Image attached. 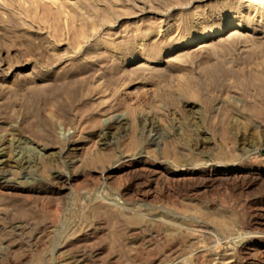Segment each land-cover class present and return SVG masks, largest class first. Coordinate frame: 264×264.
<instances>
[{
  "label": "rangeland",
  "instance_id": "374dc122",
  "mask_svg": "<svg viewBox=\"0 0 264 264\" xmlns=\"http://www.w3.org/2000/svg\"><path fill=\"white\" fill-rule=\"evenodd\" d=\"M241 1L189 0L163 5L165 2L151 0H0V144L12 143L14 154L23 161L21 167L8 166L13 173L7 167L0 171V183L7 180L0 185V264L11 259L18 264H168L167 258L163 260L165 256L157 259L158 254L161 248L174 245L180 257L185 255L190 232L179 237L182 242L177 238V244L170 238V244L169 236L155 235L160 224L145 221L143 226H134L136 233L140 231L134 234L133 227L120 216L129 202V210L155 213L163 222L171 218L174 223V218L175 224L191 226L188 229L212 224L213 232L220 234L222 229L215 223L225 224L235 237H240L223 245L216 254L225 252L233 264H264V254L245 239L255 231L247 229L248 222L263 224L254 213L264 214V177L250 188L241 189L240 181L229 177L210 189H202L195 197L174 192L170 198L166 187L172 189L174 178L164 170L152 173L157 161L163 160L174 167L216 163L235 174L264 166V127L255 139H246L241 145L240 130L232 123L237 118L252 126L248 113L252 97L243 81L253 72L264 70V19L255 14L246 21L232 18L233 9ZM237 22L242 26L235 25L233 33L169 52L190 37ZM135 56L145 60L136 62ZM63 85L72 91L78 86L75 91H80V96L73 99L71 94L72 100L70 93H64L66 98L60 104L51 101L53 91ZM61 104L66 112L69 110L67 114L62 113ZM99 132L103 133L100 137ZM1 149L0 156L5 152ZM139 149L146 150V161L122 168L120 157L133 156ZM157 155L160 160L155 158ZM110 166L116 167L114 176L104 180L103 174ZM12 186H27L34 192L12 191ZM127 189L129 192L123 196ZM150 192L155 195L153 199H141ZM173 202L178 203L175 208ZM91 207L96 212L91 210L89 215ZM61 212L62 216L58 214ZM96 213L100 216L95 222V216H91ZM208 217L213 218L212 222ZM48 218L51 222H46ZM115 220L126 227L120 222L115 224ZM242 244L245 250L239 253ZM57 245H63L68 256L66 251L60 254L62 257L57 256ZM74 254L80 259L78 263ZM207 256L196 263L212 264L214 255Z\"/></svg>",
  "mask_w": 264,
  "mask_h": 264
},
{
  "label": "bare ground",
  "instance_id": "6f19581e",
  "mask_svg": "<svg viewBox=\"0 0 264 264\" xmlns=\"http://www.w3.org/2000/svg\"><path fill=\"white\" fill-rule=\"evenodd\" d=\"M151 1H153V2H161V3H164L163 5H165L166 3L167 4H172L173 2L174 3H176V2H187V1H189V0H151ZM191 1V0H190ZM238 2V1H237ZM236 2V3H237ZM244 3H246V4H244ZM233 4V3H232ZM167 6V5H166ZM165 6V7H166ZM257 7H260L259 9H257ZM234 11L231 13V14H234V17H232V18H234V19H236V20H239V21H246V19L248 18V16H250V15H252V14H255V15H257V16H259V17H262L263 19H264V1L263 0H244V1H241V2H239V4H238V7L235 9H233ZM235 25H236V28H241V26L242 25H240V22H237V23H235L234 25H229L230 27H228V26H226V27H219L218 29H211L210 31H208L207 33H204L203 35H201L200 37H190L185 43H183L181 46H179V45H174V46H172L171 48H170V53L171 52H174V51H176L178 48H189V47H192L193 45H195V44H197V43H204V42H207V41H210V40H212V39H214V38H216V37H221V36H224V35H226V34H228V32H234V30H235ZM166 32V31H165ZM167 34V33H166ZM162 36V35H161ZM133 60L134 61H138V60H145V57H143V56H135V57H133ZM244 82V83H243ZM242 83H243V86H244V89L246 90V91H248L249 93H250V96L252 97V101H251V105L248 107V113H249V115H250V122H251V124H252V126L250 127V126H246L245 124H243V123H241V121H239V119H237V118H233L232 119V123H233V127H238L239 128V130H240V141H241V145H243L244 143V141H246V139H255L256 138V136L259 134V133H262V131L260 130L261 128H263L264 127V70H259V71H255V72H253V74H251L250 76H248L247 77V79H245V81H243ZM63 84H70V85H72L71 83H64V82H62ZM62 83L60 84V85H62ZM58 86V85H57ZM74 85H72V89L75 87H73ZM56 87V86H55ZM54 87V88H55ZM68 87V86H67ZM67 87H65L64 85L63 86H61V87H58V88H56L54 91H53V93H52V95H53V98L51 99V101L53 100V101H55V102H57L58 104H60L61 103V101H62V98H66L64 95V93H66V96H68L67 94H69L70 96H68V97H70V99H72L71 98V94H73L72 96H73V99H76V98H78V96H80V95H78L79 93H80V91H79V93L78 92H76L77 91V87L75 88L76 89V91H75V89L72 91V90H70L69 88H67ZM53 88V89H54ZM80 90V89H79ZM52 91V90H51ZM51 95V94H50ZM50 95H49V97H50ZM51 95V96H52ZM48 97V98H49ZM51 98V97H50ZM69 99V98H68ZM72 99V100H73ZM72 100H71V102H72ZM80 100V97H79V99H78V101ZM33 101V100H32ZM35 101V100H34ZM48 101H50V100H48ZM65 101V100H64ZM68 100L66 99V102H67ZM78 101H76V103L78 102ZM37 102V101H36ZM36 102H35V104H36ZM44 102H45V104L47 105V103H46V101L44 100ZM70 101H69V103H71ZM75 101H73V103H74ZM32 103V102H31ZM30 103V104H31ZM34 103V102H33ZM51 102H48V105L50 104ZM35 104H33V105H35ZM38 104V103H37ZM40 104V103H39ZM52 104V105H51ZM50 105H51V107L54 105L53 103H51ZM75 104V103H74ZM56 105V104H55ZM65 105V104H64ZM67 105V104H66ZM31 106H32V104H31ZM38 106V105H37ZM57 106V105H56ZM33 107V106H32ZM36 107V106H35ZM38 107H40V106H38ZM35 108V109H41V108ZM34 108V107H33ZM57 108H60V107H57ZM61 111H62V113L64 112V113H68V111L66 112V109L62 106V104H61ZM59 109V110H60ZM53 110V109H52ZM41 111V110H40ZM39 111V113H41ZM38 112H36V115L37 114H39ZM50 113V111L48 112V114ZM50 114H52V111H51V113ZM49 114V115H50ZM49 117H51L52 118V116L50 115ZM50 118V119H51ZM124 119V118H123ZM117 121H118V119H117ZM122 121V120H121ZM116 122V121H115ZM120 122V121H119ZM121 123V122H120ZM123 123V122H122ZM126 123V122H125ZM40 124H44V122L43 123H40ZM124 124V123H123ZM120 125V124H119ZM111 126V125H110ZM125 126V125H124ZM122 127L124 130H125V127ZM113 127V126H112ZM118 128H121V127H117V129ZM104 130V129H103ZM107 130V129H106ZM112 130V129H111ZM115 130V129H114ZM105 132L106 131H104L103 133L105 134ZM123 132H125V131H123ZM102 132H99L98 134H97V136H99L100 137V134L102 135L103 134ZM107 133V132H106ZM115 132H113V134H114ZM116 133H118V132H116ZM111 134V133H110ZM107 135V134H106ZM112 135V134H111ZM104 136V135H103ZM106 137V136H105ZM102 140V139H101ZM154 143H156V141L154 142ZM12 143H9V144H6V146H5V144L4 143H1L0 144V148H2L1 150H4L5 152H4V154L2 155V156H0V171H1V169L3 170V168L4 169H6V167L8 168V166H11V165H13L14 167H16L17 165H20V167H21V165H23L22 164V159L20 160L19 159V156H16L15 154H14V148H13V146L11 145ZM159 144V143H158ZM158 144H156L158 147H159V145ZM149 145H152V144H150V142H149ZM154 146V145H153ZM152 146V147H153ZM156 146V147H157ZM155 146H154V148H156ZM140 150V149H139ZM144 151H145V153H147L146 152V150H140L137 154L135 153V155H133V156H125V157H120V160L122 161L121 162V164L123 163V165H124V167H122V168H127V167H131V166H134V165H136L137 163H139L140 161H142L144 158H145V156L147 155H145V153H144ZM155 151H157V148H156V150ZM149 156L150 155H148V158H149ZM15 157H18V158H15ZM158 157V155L155 157V158H157ZM21 158V157H20ZM158 159H159V157H158ZM145 160V159H144ZM148 160V159H147ZM160 160V159H159ZM163 160V159H162ZM27 161H28V158H27ZM26 161V162H27ZM31 161V160H30ZM30 161H28V162H30ZM73 161V160H72ZM71 161V162H72ZM146 161V160H145ZM149 161V160H148ZM163 161H165V160H163ZM163 161H157V163H156V166L154 167V170L152 171V173L153 174H158V172H160L161 173V171L162 170H164V171H167L168 172V174L170 175V177H173L174 178V181H173V183L174 184H171V185H173L172 186V189H170L169 187H168V185H167V195H170V198H171V194L172 193H176L175 195H178V194H180L181 196H183V197H187V196H190V197H195V196H197L201 191H203L202 189H210V188H212L214 185H216V184H218V183H220V182H222L224 179L226 180L227 178H231V177H233V178H235V179H237V180H239L240 181V183H239V186L238 187H240L241 189H245V188H250L251 186H252V183H256L257 181H259V180H261L263 177H264V174H263V172H264V166L263 167H261V168H259V169H252V170H248V171H245L244 173H241V174H235V173H233L234 172V170H231V169H227V168H223V169H221L219 166H218V164L216 165V163L214 164V163H209V164H206V163H204L205 165L204 166H201V165H203V164H201L200 165V167H198L197 165H185L186 163H184V165L183 164H181L182 166H180L179 164V167L177 166V167H174V165L173 164H171V165H173V167H171V165H168L166 162H163ZM154 162V161H153ZM147 163V162H146ZM150 163H151V161H150ZM171 163V162H170ZM25 164H27V163H25ZM117 164H118V162H117ZM121 164H120V166H121ZM126 164V165H125ZM149 164V163H148ZM151 165V164H150ZM29 166V165H28ZM113 166H114V163H113ZM118 166V165H117ZM148 166V165H147ZM19 167V168H20ZM119 167V166H118ZM27 167H25V169H26ZM116 167H111L110 166V168H107V170H106V172L103 174L104 176L103 177H105V178H103L104 180L106 179V180H108V179H110L111 177H112V175H113V173L116 171V169H115ZM136 168V167H135ZM144 168V167H143ZM143 168H139V170L140 169H143ZM153 168V167H152ZM9 169V168H8ZM21 169V168H20ZM28 169H29V167H28ZM118 169V168H117ZM133 169V168H132ZM10 170V169H9ZM8 170V171H9ZM12 170H14V169H12ZM12 170H10L12 173H13V171ZM22 170V169H21ZM136 170V172H139V171H137V168L135 169ZM144 170V169H143ZM5 171H7V170H5ZM15 171H17L16 170V168H15ZM18 171H20V170H18ZM23 171H24V167H23ZM132 171V170H131ZM146 171V170H145ZM144 171V172H145ZM147 171H149V170H147ZM27 172H29L28 170H27ZM26 172V170H25V173H27ZM128 172V171H127ZM129 172H130V169H129ZM135 172V171H134ZM133 172V173H134ZM141 172H143V171H141ZM143 172V173H144ZM2 173V172H1ZM4 173V172H3ZM2 173V174H3ZM8 173V172H7ZM12 173L10 174V172L8 173V175L10 174V175H12ZM15 173V172H14ZM124 173V172H123ZM126 173V172H125ZM132 172H131V175L133 174ZM164 173V172H163ZM122 174V173H121ZM126 174H129V173H126ZM136 174V173H135ZM150 174H151V172H150ZM22 175H23V173H22ZM25 175H27V177H28V174H25ZM140 175V177H141V175H142V173L141 174H139ZM139 175H138V177H139ZM147 175H148V173H147ZM152 175V174H151ZM162 175V174H161ZM160 175V176H161ZM234 175V176H233ZM2 176V175H1ZM12 176H14V175H12ZM60 176V175H59ZM114 176V175H113ZM133 176H134V174H133ZM4 177V176H3ZM2 177V178H3ZM8 177V176H7ZM9 177H11V176H9ZM102 177V176H101ZM137 177V178H138ZM165 177V180H166V178H168V177H166V176H164ZM12 178V177H11ZM136 178V177H135ZM151 178V177H150ZM9 179V178H8ZM25 179V178H24ZM57 179V178H56ZM102 179V180H103ZM112 179V178H111ZM158 179H160V178H158ZM157 179V180H158ZM169 180L170 179H172V178H168ZM168 179H167V181H168ZM11 180V179H10ZM12 180H13V178H12ZM154 180L156 181V179L154 178ZM164 180V181H165ZM9 181V180H8ZM26 181H27V179H26ZM58 181V180H57ZM150 181V180H149ZM153 181V180H152ZM154 181V182H155ZM160 181H163V180H160ZM227 181V180H226ZM248 181V182H247ZM28 182V181H27ZM26 182V183H27ZM62 182H64V181H61V183ZM153 182V183H154ZM166 182V181H165ZM169 182H172L171 180L169 181ZM250 182V183H249ZM4 184H6L7 183V180H5V182H3ZM2 182L0 183V185H2L3 184ZM11 183H12V181H11ZM10 183V184H11ZM21 183H22V181H21ZM20 183V184H21ZM23 183H24V181H23ZM26 183H24V184H26ZM29 183V182H28ZM106 183H108V181L106 182ZM149 183V182H148ZM157 183V182H156ZM154 184V185H156L157 186V184H159V181H158V183L157 184ZM13 184V183H12ZM15 184V183H14ZM19 184V183H18ZM18 184H16V185H18ZM19 184V185H20ZM9 185V184H8ZM150 185V184H149ZM238 185V184H237ZM148 186V185H147ZM164 186H166V185H164ZM170 186V185H169ZM1 187V186H0ZM62 189H63V187H61ZM154 188H155V186H154ZM12 191L13 190H18V191H20L21 193H30V192H34V189L33 188H29V187H27V186H12V189H11ZM149 190H151V189H149ZM11 191V192H12ZM41 191V190H40ZM3 192V191H2ZM10 192V193H11ZM57 192V191H56ZM129 191H128V189L127 190H124V192H123V196H125L127 193H128ZM131 192V191H130ZM205 192V191H204ZM4 193V192H3ZM8 193V192H7ZM13 193V192H12ZM62 193V192H61ZM178 193V194H177ZM9 194V193H8ZM15 194V193H14ZM4 195H6V193L4 194ZM23 195V194H22ZM22 195H21V197H22ZM26 195V194H25ZM61 195H63V194H61ZM60 195V196H61ZM142 195V194H141ZM165 195H166V193H165ZM9 196H11L10 194H9ZM19 197V194L17 193V194H15V197ZM31 196H34V194L33 195H31ZM128 196V195H127ZM126 196V197H127ZM155 196V195H154ZM154 196L151 194V192L150 193H145V195H143L142 197H141V199L142 200H144V201H147V200H150V199H153L154 198ZM174 196V195H173ZM26 197V196H25ZM121 197V196H120ZM167 198L169 197V196H166ZM12 198H13V194H12ZM27 198H29V196L27 195ZM181 198V197H180ZM21 199V198H20ZM122 199H123V197H122ZM156 199V198H155ZM166 199V198H165ZM183 199V198H182ZM182 199H180V202L182 201ZM137 200V199H136ZM140 200V199H139ZM168 200L171 202V200L168 198ZM183 200H185V199H183ZM28 201V200H27ZM173 201V200H172ZM128 202V201H127ZM137 202H140V201H137ZM149 202V201H148ZM150 202H152V201H150ZM184 202V201H183ZM182 202V203H183ZM99 203V202H98ZM103 203V202H102ZM101 203V204H102ZM130 203V202H129ZM129 203H128V206H129ZM142 203V202H141ZM141 203H140V205H141ZM145 203V202H144ZM125 204V203H124ZM138 204V203H137ZM136 204V205H137ZM171 204H172V202H171ZM175 204H178V203H175ZM174 204V202H173V205H174V208L176 207V205ZM181 204V203H180ZM100 205V204H99ZM123 205V204H122ZM127 205V204H126ZM132 205H135V204H132ZM139 205V204H138ZM137 205V206H138ZM14 206V205H13ZM100 206H102V205H100ZM116 206V205H115ZM128 206H127V208H123L121 211V214H120V216L121 217H123V220L122 221H124V223L126 222V223H128L129 224V226L130 227H133V229L131 230V231H133L134 232V234L136 233L135 231H137V230H135V228H134V226L136 227L137 225H139V224H142V223H144L145 221H146V223L148 222V223H152V224H160V226L161 227H157V230H156V228H155V226H154V228H155V235L156 236H159V235H157V234H160L161 235V233H164V235H166L167 237L169 236V239L171 238V239H173L174 241L175 240H177V238H179V237H181L182 238V236H184V235H186V232L187 233H189L190 232V234H187V235H190V236H187V238H188V241H187V243H186V245L184 244V243H179V245H183L184 247H185V249H186V253H184L185 255H182V253L183 252H185V251H182V253H181V255L183 256H179L180 254H178L177 252L178 251H175V249H174V247H176L175 245H174V247L173 248H161L160 250L162 251V253H161V251H160V253L161 254H158V258H157V255H155L154 254V257L155 258H157V259H159L161 256H165L164 258L163 257H161V258H163V260L165 259V258H167L168 259V264H194V263H196V260H199L200 258L202 259V258H204L206 255H214V257L215 258H213L212 256V259H213V261L211 262L212 264H233V261H228L229 259L228 258H226V256H227V254H224L225 252H224V250H223V252L224 253H222V254H216V252H217V250L218 249H221V248H223L222 246L223 245H225V244H227V243H230V242H233L234 240H236V237L239 239V237L238 236H236L235 237V235L233 234V233H231L229 230H227V229H229L228 228V226H225V224H222V223H215L216 224V226L218 227V228H221L222 230V233H218L217 234V231H216V233L215 232H213V231H215V230H212L210 227H211V225L209 226V227H207V225H206V228H202V229H198V228H192V229H188L189 227L191 228V226H189V227H187V226H185L184 225V223H183V226L182 225H179V223H177V224H175L176 223V221H175V219L173 218V220H174V223H172V222H170V221H172L171 220V218H169V221H168V218H167V220H166V222H163L162 221V219H160L158 216H156L155 215V213H153L154 212V209H153V214H150V215H146L147 213H145V212H143V213H145V214H143L140 210H138V208H137V210L135 209H133V208H131L130 210H129V208H128ZM137 206H135V207H137ZM144 206V205H143ZM17 207H19V206H17ZM99 207V206H98ZM118 207V211H119V206H117ZM123 207V206H122ZM121 207V208H122ZM125 207V206H124ZM134 207V208H135ZM164 207V206H163ZM167 207H169V206H167ZM166 206L164 207V209L165 208H167ZM170 207H172V205H170ZM169 207V208H170ZM58 208V207H57ZM56 207H55V210H57V212H58V210L59 209H57ZM60 208V207H59ZM102 208V207H101ZM120 208V209H121ZM144 208H145V206H144ZM152 208V207H151ZM173 207H172V209H174ZM51 209V208H50ZM53 209V208H52ZM93 209V207H91L90 209L88 208V210H89V215H92V214H90V211ZM99 209V208H98ZM114 209V208H113ZM133 209V210H132ZM142 209V208H141ZM148 209H150V208H148ZM148 209H147V211H148ZM161 209V208H160ZM178 209H179V205H178ZM49 210V209H48ZM54 210V211H55ZM62 212H64L63 211V209L61 208L60 209ZM99 210H102V209H99ZM116 210V209H115ZM116 210V211H117ZM161 210H163V209H161ZM174 210H177V209H174ZM27 211V210H26ZM30 210H28V212H29ZM43 211V210H42ZM52 212H53V210H51ZM95 210H92V212H94ZM103 211V210H102ZM102 211L100 212V211H97L98 213L100 212L101 213V215H102ZM112 211V210H111ZM115 211V212H116ZM117 211V212H118ZM132 211L134 212L133 214H131V216L129 215V212H131L132 213ZM143 211V210H142ZM151 211H152V209H151ZM156 211H157V209H156ZM169 211H171V210H169ZM33 212V211H32ZM32 212H29V213H32ZM37 212V211H36ZM46 212H47V210H46ZM56 212V211H55ZM62 212L61 213H58V214H62ZM91 212V213H92ZM96 212V211H95ZM108 212H110V211H108ZM120 212V211H119ZM162 212V211H161ZM160 212V213H161ZM173 212V211H172ZM29 213H28V215H29ZM40 213H41V211H40ZM54 213V212H53ZM52 213V214H53ZM87 213V212H86ZM85 213V214H86ZM149 213V212H148ZM156 213H158V212H156ZM27 214V213H26ZM37 214V213H36ZM52 214H50V215H52ZM57 213H55V215H58ZM94 214V213H93ZM112 214V213H111ZM111 214H109V216H110V218H111V216L112 217H115L116 215H117V213H116V215H111ZM113 214H115L114 212H113ZM164 214V213H163ZM174 214V213H173ZM178 214V213H177ZM176 214V215H177ZM255 214V217H256V219L257 218H262L263 220H262V225H260V224H258V223H254V220H251L250 222H248V224H247V229L249 230H255V231H253L254 233L252 234L251 232V234L252 235H249V236H246L245 237V239L247 240V241H250V242H253L254 244H255V247L262 253V254H264V214L263 215H261V214H258V213H254ZM32 215V214H31ZM30 215V217H32ZM45 215V214H44ZM63 215V214H62ZM61 215V216H62ZM84 215V214H83ZM88 215V216H89ZM98 214L96 213V215H93V216H91V217H94V220H95V218L96 217H98V216H100V215H98ZM159 215V214H158ZM176 215H174V216H176ZM179 215V214H178ZM33 216H35V215H33ZM41 216V217H40ZM39 217L40 218H42V215H40ZM54 216V215H53ZM87 216V215H86ZM87 216V217H88ZM119 213H118V219H120L119 217ZM160 216V215H159ZM173 216V217H174ZM39 217L37 216V218H36V216H35V219H39ZM45 216H43V218H44ZM50 217V216H49ZM58 217H59V215H58ZM165 217H167V215L165 216V214H164V216H163V218H165ZM172 217V216H171ZM178 217V216H177ZM51 218H57V217H51ZM51 218H48V221H46V222H49L50 220H51ZM90 218V217H89ZM115 218H117V217H115ZM209 218V220H211V222H212V220H213V218L212 217H208ZM32 219V218H31ZM35 219H32L33 221L35 220ZM44 219H46V218H44ZM53 219V220H54ZM58 219V218H57ZM56 219V220H57ZM93 219V218H92ZM98 219V221H99V219H100V217L99 218H97ZM117 219V220H118ZM166 219V218H165ZM165 219H163V220H165ZM29 220V222H30V218L28 219ZM61 220V219H60ZM88 220H90L91 221V219H88ZM112 220H114L113 218H112ZM178 220V219H177ZM180 220V219H179ZM179 220L177 221V222H179ZM38 221V220H37ZM40 221V220H39ZM116 221V220H115ZM168 221V222H167ZM26 222V221H25ZM32 222V221H31ZM41 222H43V220H41ZM41 222H38V223H41ZM51 222V221H50ZM54 222V221H53ZM59 222V224L61 223V221H58ZM92 222H93V224H94V221L92 220ZM95 222H96V220H95ZM101 222V221H100ZM99 222V223H100ZM117 222V221H116ZM119 222L120 221H118L117 223H115V224H119ZM170 222V223H169ZM256 222V221H255ZM257 222H259V221H257ZM24 223V222H23ZM32 223H36L37 224V222H36V220H35V222H32ZM43 223H45V221L43 222ZM56 223V222H55ZM85 223H87V222H85ZM90 223V222H89ZM88 223V224H89ZM121 223V222H120ZM146 223H145V225H146ZM182 223V222H181ZM46 224V223H45ZM57 224V223H56ZM91 224L92 223H90L89 225V227H93V226H91ZM121 224H123V222L121 223ZM214 224V223H213ZM17 225V224H16ZM23 225V224H22ZM24 225H25V223H24ZM26 225H27V223H26ZM32 225H34V224H32ZM38 225V224H37ZM40 225H43V224H40ZM47 225V224H46ZM45 225V227L46 228H49V227H51L50 225H48L49 227H47ZM55 225V224H54ZM98 225V224H97ZM102 225V224H101ZM123 225H125V224H123ZM122 225V226H123ZM151 225V224H150ZM201 225H203V224H201ZM15 226V225H14ZM19 226V225H18ZM27 226H29V225H27ZM44 226V225H43ZM42 226V227H43ZM56 226V225H55ZM99 226V225H98ZM127 227V228H130V227ZM142 226H143V224H142ZM159 226V225H158ZM185 226V227H184ZM199 226H200V224H199ZM1 227V226H0ZM19 227H21V225L19 226ZM33 227V226H32ZM58 227V226H57ZM56 227V228H57ZM125 227H126V225H125ZM187 227V228H186ZM203 227V226H202ZM16 228V230L18 229L17 227H15ZM34 228H36L35 226H34ZM55 228V229H56ZM97 228V227H96ZM101 228V227H100ZM127 228H125L126 230H130V229H127ZM143 228H145V227H143ZM142 228V229H143ZM146 228H147V226H146ZM151 228V227H150ZM153 228V227H152ZM153 228V229H154ZM200 228V227H199ZM1 229V228H0ZM13 229V228H12ZM21 229V228H20ZM23 229V228H22ZM27 229V228H26ZM42 229V228H41ZM40 229V230H41ZM44 229V228H43ZM95 229V228H94ZM137 229V228H136ZM148 229V228H147ZM146 229V230H147ZM215 229V228H214ZM15 230V229H14ZM24 230H25V228H24ZM23 230V231H24ZM39 230V231H40ZM45 230V229H44ZM51 232H52V230L51 229H49ZM54 230V229H53ZM92 230V229H91ZM138 230H141V228L140 229H138ZM143 230H145V229H143ZM218 230V229H217ZM21 231V230H20ZM41 231H43V230H41ZM40 231V233H42ZM47 231V230H46ZM153 231V230H152ZM18 232V231H17ZM17 232H15V233H17ZM26 232V231H25ZM25 232L23 233V234H25ZM48 232V231H47ZM82 232V231H81ZM140 231H138V233H136L137 235L138 234H140L139 233ZM141 232H142V230H141ZM43 233H45V231L43 232ZM74 233V232H73ZM76 233V232H75ZM74 233V234H75ZM80 233V232H79ZM157 233V234H156ZM212 233H215V235L214 234H212ZM20 234H21V232H20ZM48 234V233H47ZM51 234V233H50ZM73 234V238H74V235ZM78 234V231H77V233H76V235ZM87 234V233H86ZM154 234V233H153ZM247 234V233H246ZM22 235V234H21ZM72 235V234H71ZM136 235V236H137ZM23 236V235H22ZM44 236V235H43ZM70 236V235H69ZM69 236H67V237H69ZM163 236V235H162ZM185 236V237H186ZM206 236H209V237H206ZM72 236H70L69 237V240H70V238H71ZM78 237V236H77ZM164 237V236H163ZM166 237V239H168ZM185 237H184V239L183 240H185ZM242 237H244L243 235L241 236V238ZM73 238H71V239H73ZM82 238V237H81ZM87 237L85 236V239H86ZM165 238V237H164ZM181 238H179V240H177V241H180V242H182V240H181ZM79 239V238H78ZM83 239V238H82ZM84 239V240H85ZM170 239V242H168L169 240H167V242L168 243H170L171 244V240ZM243 239V238H242ZM53 240V239H52ZM68 240V239H67ZM66 240V241H67ZM68 240V241H69ZM80 240V239H79ZM64 241H65V237H64ZM63 241V242H64ZM71 241V240H70ZM77 241V240H76ZM61 242V241H60ZM78 242V241H77ZM77 242H75V243H77ZM81 242H82V240H81ZM241 242V241H240ZM59 242H57V244H58ZM175 243H176V241H175ZM68 244V243H67ZM66 244V245H67ZM73 244V243H72ZM177 244V243H176ZM239 244H241V243H239ZM54 245V244H53ZM56 245V244H55ZM58 245H61V244H58ZM54 246V248H55V250H54V253L57 255V253L59 254V256H61L60 254H62V253H64L67 249H65V251L63 250V248H64V244L62 245V246ZM178 245V246H179ZM69 246V245H68ZM166 246V245H165ZM164 246V247H165ZM182 246V247H183ZM6 247V246H5ZM168 247H169V245H168ZM172 247V246H171ZM181 247V246H180ZM180 247L178 248V249H180ZM65 248H67L66 246H65ZM46 249H47V247H46ZM45 249V250H46ZM51 249V251H53ZM164 249V250H163ZM225 249V248H224ZM79 250H81V249H79ZM177 250V249H176ZM244 250H245V248H244V245L242 244L241 245V248H240V250H239V253L240 252H244ZM9 251H10V248H9ZM78 251V250H77ZM82 251H84V250H82ZM180 251H181V249H180ZM180 251H179V253H180ZM222 251V250H221ZM100 252V251H99ZM103 252V251H102ZM102 252H100L101 254H102ZM52 252H50V254H51ZM67 251L64 253V254H66L67 255ZM80 253H82V252H80ZM84 253H86V251L84 252ZM97 253V252H96ZM157 253H159V251L157 252ZM214 253V254H213ZM227 253V252H226ZM260 253V254H261ZM53 254V253H52ZM77 254V253H76ZM98 254V253H97ZM27 255V254H26ZM63 255V254H62ZM78 255V254H77ZM25 256V255H24ZM47 256V255H46ZM51 256V255H50ZM53 256V255H52ZM58 256V255H57ZM65 256V255H64ZM68 256V255H67ZM151 256H153V255H151ZM207 256V257H208ZM263 256V255H262ZM56 257V256H55ZM62 257V256H61ZM78 257V256H77ZM206 257V259H208ZM264 257V256H263ZM22 258V257H21ZM47 258H48V256H47ZM50 259H51V257H49ZM64 258V257H63ZM70 258V257H69ZM74 258L76 259V257H75V254H74ZM79 258V257H78ZM149 258V257H148ZM147 258V259H148ZM151 258V257H150ZM23 259H25V258H23ZM27 259H28V256H27ZM30 259V258H29ZM53 259V258H52ZM55 259L56 258H54V261H55ZM61 259V258H60ZM153 259V258H152ZM166 259V260H167ZM228 259V260H227ZM49 260V259H48ZM74 260V259H73ZM80 259H76V261H77V263H78V261H79ZM151 260V259H150ZM154 260V259H153ZM162 260V261H163ZM211 259H209L208 261H210ZM27 261V260H26ZM56 261H59V259L57 260L56 259ZM63 261H64V259H63ZM62 261V262H63ZM71 261V260H70ZM75 260H74V262H76ZM85 261V260H84ZM147 261H149V260H147ZM156 261V260H155ZM162 261H161V263H162ZM199 261H201V260H199ZM204 261H205V259H204ZM17 262V261H16ZM19 262H20V260H19ZM23 262H24V260H23ZM60 262H61V260H60ZM65 262V261H64ZM63 262V263H64ZM69 262V261H68ZM68 262L66 263V264H68ZM83 262V261H82ZM150 262H152V261H150ZM166 262V261H165ZM198 262V261H197ZM58 263V262H57ZM70 263V262H69ZM72 263V262H71ZM70 263V264H71ZM84 263V262H83ZM83 263H81V264H83ZM155 263V262H154ZM159 263V262H158ZM164 263V262H163ZM210 263V262H209ZM5 264H18V263H15L14 261H12V259L11 260H8V262L7 263H5ZM21 264V263H20ZM26 264V263H25ZM73 264V263H72ZM149 264V263H148ZM151 264V263H150ZM166 264H167V262H166ZM197 264V263H196ZM199 264V263H198ZM200 264H203V262L202 263H200ZM205 264H207V263H205Z\"/></svg>",
  "mask_w": 264,
  "mask_h": 264
}]
</instances>
